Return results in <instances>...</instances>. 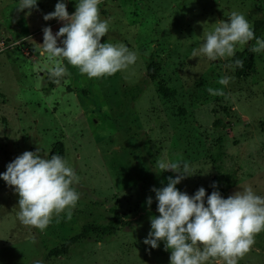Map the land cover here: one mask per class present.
Returning <instances> with one entry per match:
<instances>
[{
	"label": "rangeland",
	"instance_id": "obj_1",
	"mask_svg": "<svg viewBox=\"0 0 264 264\" xmlns=\"http://www.w3.org/2000/svg\"><path fill=\"white\" fill-rule=\"evenodd\" d=\"M19 2L0 0V174L25 151L49 158L61 143L79 177L72 185L79 200L71 219L64 212L44 230L25 226L18 193L0 178V264H170L164 241L156 249L143 243L150 219L159 216L151 189L178 175L162 172L157 161L167 153L169 161L187 162L190 176L176 187L193 196L216 174L219 139L227 198L247 187L264 197V51L254 53V68L240 78L230 57L191 56L232 12L253 26L264 0H101L100 19L109 25L101 42L124 44L137 53L135 64L89 79L64 60L68 74L59 82L49 76L42 30L55 34L63 26L43 18L60 0H37V8L17 12ZM63 2L71 15L79 0ZM151 59L162 64L156 81L145 76ZM225 76L229 84L220 85ZM132 87L141 89L136 99ZM209 87L225 95H210ZM216 120L224 126L214 127ZM86 226L94 229L67 255L48 256ZM238 264H264V231Z\"/></svg>",
	"mask_w": 264,
	"mask_h": 264
},
{
	"label": "clouds",
	"instance_id": "obj_2",
	"mask_svg": "<svg viewBox=\"0 0 264 264\" xmlns=\"http://www.w3.org/2000/svg\"><path fill=\"white\" fill-rule=\"evenodd\" d=\"M101 0H79L76 10L69 14L67 6L60 0L55 11L44 15V20L57 19L64 24L53 34L51 27L43 28V51L51 65L49 76L55 82L67 75L63 61L77 68L80 74L89 78L112 76L135 64L138 56L124 44L101 42L108 32V22L100 19L98 5ZM37 8V0H20L16 11H31ZM255 39L250 51H264V39L256 38L254 28L243 14L232 12L229 19L221 20L213 30L205 33V40L199 49H193L191 56L200 55L215 61L217 58L235 55L237 44L244 45ZM236 67L243 68V60H235ZM230 77H222L218 83L227 86ZM213 96H224L222 89L209 87ZM158 168L178 173L162 188L153 187L158 202L159 216L150 219L151 231L144 239L152 249L165 242V250H171L170 264H206L210 259H219L224 264H238L255 243V236L264 231V197L256 195L251 187L243 188L228 198L214 190L206 198V191L200 187L193 196L181 192L176 185L187 176L190 168L187 162L169 161L167 153L158 159ZM8 186L18 193L19 212L17 217L25 226L44 230L53 215L66 212L71 219L72 211L79 200V194L72 187L79 182L74 170L67 166L59 155L46 158L35 152L25 151L7 165L0 174ZM213 189L217 184L213 182ZM206 198V203H205ZM152 204V198H147Z\"/></svg>",
	"mask_w": 264,
	"mask_h": 264
},
{
	"label": "trees",
	"instance_id": "obj_3",
	"mask_svg": "<svg viewBox=\"0 0 264 264\" xmlns=\"http://www.w3.org/2000/svg\"><path fill=\"white\" fill-rule=\"evenodd\" d=\"M254 33L256 38L262 37V34L264 32V14L262 17L253 23ZM255 45V39L252 41H249L244 48L243 51H238L235 53L234 56L230 57V63L234 67V74L235 77L240 78L245 72H248L254 68L255 65V54L250 51L251 47ZM240 59L243 60L244 66L243 68L236 67L235 60ZM161 62H155L154 60H150L146 65V78H148L150 81H156L158 77V73L161 70ZM52 86V85H51ZM50 86V87H51ZM141 93V89H137L135 87L130 88L129 94L132 97V99H136L137 96ZM214 127H223L224 124L220 120H216L213 123ZM218 146L219 150L216 153V156L214 158V163L216 164V174L212 177L211 184L208 190H206V198L208 195H210L214 190H218L223 198H227L226 192L224 187L221 185V176H222V165L220 164V161L223 157V141L222 139L218 140ZM52 155H59L64 159V148L61 143H57L54 148L52 149L49 159ZM215 182L217 184V188L213 189L211 185ZM205 198V203H206ZM94 228L92 226H86L83 229V232L80 235L71 237L68 239L66 243H64L60 248H54L49 251L48 256L50 257H59L61 255H67L71 249L72 246H74L81 238L86 237V235L93 230Z\"/></svg>",
	"mask_w": 264,
	"mask_h": 264
}]
</instances>
